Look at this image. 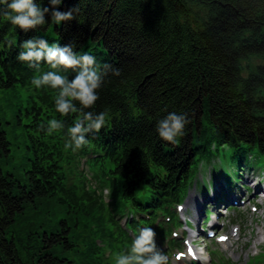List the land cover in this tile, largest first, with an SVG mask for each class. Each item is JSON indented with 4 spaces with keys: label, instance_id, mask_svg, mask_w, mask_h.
I'll return each mask as SVG.
<instances>
[{
    "label": "trees",
    "instance_id": "1",
    "mask_svg": "<svg viewBox=\"0 0 264 264\" xmlns=\"http://www.w3.org/2000/svg\"><path fill=\"white\" fill-rule=\"evenodd\" d=\"M57 7L79 12L60 25L46 16L45 25L27 32L0 14V41L11 30L23 40L43 32L47 41L91 51L120 69V76L105 78L89 110L112 117V138H128L122 166L140 172L154 153L177 173L211 139L264 145V64L242 71V61L264 59V0H61ZM16 82L18 75L0 68L3 94ZM169 112L188 113L190 120L177 144L156 131ZM4 113L2 165L11 155ZM2 165L0 264H97L75 238L83 236L86 219L97 221L91 210L98 208V219L109 217L107 205L98 200L90 211L70 212L37 164L22 169L17 163L16 172Z\"/></svg>",
    "mask_w": 264,
    "mask_h": 264
},
{
    "label": "clouds",
    "instance_id": "2",
    "mask_svg": "<svg viewBox=\"0 0 264 264\" xmlns=\"http://www.w3.org/2000/svg\"><path fill=\"white\" fill-rule=\"evenodd\" d=\"M61 0H48V6L41 7L35 0H0V14L7 17L9 22L27 32L47 23L46 16H50L56 25L75 18L74 13L79 8L61 11L57 7ZM17 60L26 62L30 68L39 71L41 63L49 66L48 71L32 78V85L37 89L50 88L56 90L54 98L55 110L61 116L78 113V118L71 126L62 120L52 118L38 125L39 131L51 136L66 129L68 137L64 147L73 152L85 147L89 141L87 135L100 132L106 125V111L94 112L99 100L98 90L105 83V78L120 76L119 68L109 63L100 65L96 57L85 52L78 54L72 44L49 45L43 37L29 38L20 44ZM73 70L75 75L69 79L64 72ZM190 123L188 113L169 112L156 123V131L161 139L177 144L178 137H183L186 125ZM156 233L153 228L142 227L134 235L130 246L123 253L115 256V264H168V257L157 247Z\"/></svg>",
    "mask_w": 264,
    "mask_h": 264
},
{
    "label": "rangeland",
    "instance_id": "3",
    "mask_svg": "<svg viewBox=\"0 0 264 264\" xmlns=\"http://www.w3.org/2000/svg\"><path fill=\"white\" fill-rule=\"evenodd\" d=\"M263 60L252 57L248 63H243L244 66L254 67L258 63H262ZM25 94L23 95V97ZM20 95L16 90L13 92H5L4 94L0 91V112L5 110V113L1 116V119L5 120L7 123L2 125L4 131L7 132L8 137L11 141V155L7 157V164H3L0 160V165H2L3 169L11 168L12 172H16L17 162H23L26 159L27 150L23 149V140L21 135V124L16 125L13 122V119H17V116H14L17 110H21L23 106L18 104ZM228 150H223L220 152V155L216 157V160L205 161L204 167L214 166L216 168L222 167L225 170H231L234 164L230 161ZM16 156V157H15ZM24 164L20 165L23 167ZM19 167V172L22 173V169ZM21 182L23 180H20ZM244 224V222H243ZM258 228V227H257ZM253 251V250H252ZM238 258V257H237ZM239 261L244 264L243 255L239 257Z\"/></svg>",
    "mask_w": 264,
    "mask_h": 264
},
{
    "label": "bare ground",
    "instance_id": "4",
    "mask_svg": "<svg viewBox=\"0 0 264 264\" xmlns=\"http://www.w3.org/2000/svg\"><path fill=\"white\" fill-rule=\"evenodd\" d=\"M207 143L205 144V147L204 148H206L207 147ZM202 149H200V150H198V151H196V152H199V151H201ZM194 164H195V159L193 158V159H191L190 160V162L187 164V167H185L183 170H180L178 173L181 175V176H183V177H187L188 176V174L191 172V170H192V168L194 167ZM258 189H260V187H256V190H258ZM75 249H77V248H75Z\"/></svg>",
    "mask_w": 264,
    "mask_h": 264
},
{
    "label": "snow or ice",
    "instance_id": "5",
    "mask_svg": "<svg viewBox=\"0 0 264 264\" xmlns=\"http://www.w3.org/2000/svg\"><path fill=\"white\" fill-rule=\"evenodd\" d=\"M223 239V238H222Z\"/></svg>",
    "mask_w": 264,
    "mask_h": 264
}]
</instances>
